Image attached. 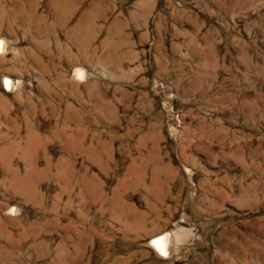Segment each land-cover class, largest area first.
Returning <instances> with one entry per match:
<instances>
[{
    "label": "rangeland",
    "instance_id": "rangeland-1",
    "mask_svg": "<svg viewBox=\"0 0 264 264\" xmlns=\"http://www.w3.org/2000/svg\"><path fill=\"white\" fill-rule=\"evenodd\" d=\"M0 264H264V0H0Z\"/></svg>",
    "mask_w": 264,
    "mask_h": 264
},
{
    "label": "bare ground",
    "instance_id": "bare-ground-1",
    "mask_svg": "<svg viewBox=\"0 0 264 264\" xmlns=\"http://www.w3.org/2000/svg\"><path fill=\"white\" fill-rule=\"evenodd\" d=\"M168 237L164 236L162 238L154 240V242H153L154 246L157 247L158 249L167 250L168 249V244L167 243H168V239H169Z\"/></svg>",
    "mask_w": 264,
    "mask_h": 264
}]
</instances>
